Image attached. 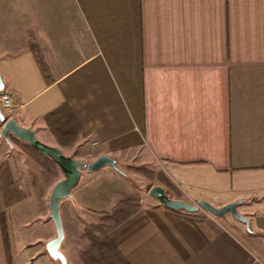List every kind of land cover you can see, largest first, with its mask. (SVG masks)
Masks as SVG:
<instances>
[{
	"label": "crops",
	"instance_id": "1",
	"mask_svg": "<svg viewBox=\"0 0 264 264\" xmlns=\"http://www.w3.org/2000/svg\"><path fill=\"white\" fill-rule=\"evenodd\" d=\"M0 73L8 117L73 159L118 162L82 171L62 201L67 264H89L84 230L134 195L107 233L128 264H264V0H0ZM62 109L73 144L46 120ZM144 169L174 199L242 201L250 230L165 208L130 182ZM10 197L0 176V264H59L49 206ZM32 200L29 217L13 211Z\"/></svg>",
	"mask_w": 264,
	"mask_h": 264
},
{
	"label": "water",
	"instance_id": "2",
	"mask_svg": "<svg viewBox=\"0 0 264 264\" xmlns=\"http://www.w3.org/2000/svg\"><path fill=\"white\" fill-rule=\"evenodd\" d=\"M5 91V85L2 82V75L0 73V92ZM0 123H2V130L0 136L4 137L6 142L9 141V134L15 136L20 142L28 143L32 148L38 150L44 154L47 158L53 160L58 166L64 177L61 181L55 182L54 187L49 196V213H51V218L53 223L57 228V235L48 241L46 245V251L49 253L50 257L58 261L59 264H67V257L64 255L60 248L64 242V226L62 225L61 216V203L64 199L71 197L73 191L76 188L77 182L80 180L82 171L85 172L101 170V168L110 166L111 169H118V162L115 158H111L109 155H101L97 157L95 161L85 162L81 159H73L71 155H67L58 147L52 145H46L45 142L40 140L35 131L30 127H24L19 125V123L13 118L8 117L3 110L0 109ZM167 190L162 185H154L151 187L148 194L152 198L158 199L165 208H169L175 211H186L188 213L195 214L199 210H205L212 215L221 217L225 214L230 213L233 219H237L247 226V231L250 230V220L244 217L242 213L239 212L238 207L242 201H235L234 203H228L221 208L213 206L210 202H204L200 200L196 203H191L187 200H178L167 195Z\"/></svg>",
	"mask_w": 264,
	"mask_h": 264
},
{
	"label": "rangeland",
	"instance_id": "3",
	"mask_svg": "<svg viewBox=\"0 0 264 264\" xmlns=\"http://www.w3.org/2000/svg\"><path fill=\"white\" fill-rule=\"evenodd\" d=\"M1 130L2 123H0V132ZM43 142L47 145V140ZM35 150L30 148L27 143H21L19 139L11 134H9L8 143L4 137L0 136V176L4 179L12 202L24 199L28 195H34L40 207L43 204L48 207L50 202L48 196H50L54 183L61 181L64 176L60 179V174L57 175L56 173L59 166L56 165L57 169L51 160H47L44 154L41 152L39 154V151L36 152L37 150ZM61 150L65 153L63 149ZM65 150L68 151L69 149ZM155 175L156 173L150 169H144L141 173L131 170V177L129 176L128 178L134 184H140L141 181L142 183H146V189L150 190L153 187L152 182L154 178L152 177ZM129 199L133 200V205L130 208L140 206L141 200L138 196H130ZM36 205L33 200L32 202H24L22 205L15 207L13 211L29 217L32 209L37 210L38 207ZM33 227L38 228L35 224ZM87 258L90 260L88 256Z\"/></svg>",
	"mask_w": 264,
	"mask_h": 264
},
{
	"label": "trees",
	"instance_id": "4",
	"mask_svg": "<svg viewBox=\"0 0 264 264\" xmlns=\"http://www.w3.org/2000/svg\"><path fill=\"white\" fill-rule=\"evenodd\" d=\"M38 56V55H37ZM38 61L40 63L41 68L44 70V74H48L49 70L46 68L43 58L41 56H38ZM63 109L60 111H56L52 114H50L46 120L48 121L49 127L51 129V132L56 134L58 136V139L60 141H66L70 142L69 144H73L77 139V133L73 134L71 131H66L68 129L69 124L67 123L64 125L60 119H55L56 117H59L61 113H63ZM55 119V120H54ZM68 138V139H67ZM64 139V140H63ZM29 145V144H27ZM30 148L32 146L29 145ZM35 150L34 148H32ZM36 151V150H35ZM38 152V150L36 151ZM40 154V152H39ZM44 156V155H43ZM45 158L48 160H51L50 158ZM55 166L57 165L53 160H51ZM57 168V166H56ZM58 169V168H57ZM120 171V170H119ZM123 175H125L124 172L121 171ZM127 178V176L125 175ZM133 205V200H123L121 201L116 207L115 211L108 214L106 216V220L101 224H95L91 225L89 228L87 227L84 231V233L81 235V238L88 240L89 246L88 249L91 252L85 251L86 255L89 257L90 260H88L89 264H128L124 261V258L120 254L118 250L115 249L114 244L108 237V230L111 227L117 228L122 224L123 221L129 220L133 213L129 210V212L126 210V208H130V206ZM107 223H110L111 225H107Z\"/></svg>",
	"mask_w": 264,
	"mask_h": 264
},
{
	"label": "built area",
	"instance_id": "5",
	"mask_svg": "<svg viewBox=\"0 0 264 264\" xmlns=\"http://www.w3.org/2000/svg\"><path fill=\"white\" fill-rule=\"evenodd\" d=\"M14 101L12 96L9 93L4 91L0 92V109L8 116L14 108Z\"/></svg>",
	"mask_w": 264,
	"mask_h": 264
}]
</instances>
